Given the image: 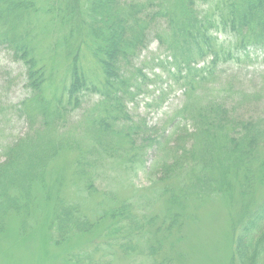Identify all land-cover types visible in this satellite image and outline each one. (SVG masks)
Segmentation results:
<instances>
[{
    "label": "trees",
    "instance_id": "trees-1",
    "mask_svg": "<svg viewBox=\"0 0 264 264\" xmlns=\"http://www.w3.org/2000/svg\"><path fill=\"white\" fill-rule=\"evenodd\" d=\"M45 1L0 0V47L25 67L28 91L17 104L0 100V123L8 111L27 125L15 139L0 140V232L11 214L21 217V231L27 232L40 194L52 196V165L63 153L75 152L74 182L107 195L114 206L90 218L78 205L60 203L55 245L110 221L102 240L71 252L67 264H115L120 256L174 264L167 242L185 226L189 202L224 194L242 199L234 216L232 264H264V198L256 203L264 187V108L255 107L261 95L231 93L228 87L230 97L216 86L221 76L229 85L234 77L219 71L220 64H236L251 51L264 50V0ZM42 11L68 26L61 37L68 48L69 83L55 99L46 94V67L32 41V19ZM152 39L165 47L158 64L175 66L184 94L163 124L172 129L166 136L158 125L131 114L128 105L147 78L131 66ZM84 45L102 71L96 82L82 62ZM149 148L157 150L149 172L162 184L163 215L140 212L131 200L117 203L115 193L102 187L113 162L137 168Z\"/></svg>",
    "mask_w": 264,
    "mask_h": 264
},
{
    "label": "rangeland",
    "instance_id": "rangeland-1",
    "mask_svg": "<svg viewBox=\"0 0 264 264\" xmlns=\"http://www.w3.org/2000/svg\"><path fill=\"white\" fill-rule=\"evenodd\" d=\"M45 2L41 0L43 5ZM31 27L36 56L40 64L46 67V94L50 99H55L64 93L63 87L69 83L68 48L61 37L63 31L68 30V26L42 11L33 16ZM225 37L221 36L223 40ZM82 49V62L86 72L91 81L96 82L100 80L102 73L100 66L86 45ZM164 49L156 39H152L148 47L134 60L131 69L141 68L147 78L143 81L135 100L128 105L131 114L146 118L149 126L158 125L159 132L166 136L172 129L170 124H163L176 108L180 107L184 94L175 66L167 65L165 68V64H158L163 63L161 60L165 57ZM249 54L246 60L242 56V59L236 62L237 65L230 62L220 64L219 71L227 70L228 73H233L234 77L229 81V85L225 81L228 77L221 76L216 86L230 97L228 87L232 89L231 93H238L239 89L245 92H259L261 99L255 107L260 109L264 108V50L251 51ZM167 60L172 62L170 57H167ZM25 83L26 69L23 64L13 60L11 54L0 47V100L4 104L20 103L28 95ZM90 103L91 99L86 105ZM3 117V122L0 123L1 141L9 142L26 131L25 121L12 117L8 111ZM74 120L76 119L72 118L70 123H75ZM146 154L142 156L143 163L137 164V168L131 167L125 161L113 162L105 172L106 178L102 187L107 192L115 193L117 203L131 200L140 212L163 215L165 201L160 196L162 184L157 181L158 174L152 175L149 172L154 158H157V150L149 148ZM0 159H3L1 153ZM75 159V152H65L52 165V172L48 177L52 196L47 199L44 193L40 194L39 209L30 218L31 224L27 232L21 231L20 216L11 214L8 217L5 230L0 232V264H67L66 259L71 252L86 249L102 240L104 229L110 223L109 219L101 222L93 232L70 236L59 245H55L54 238L52 239L54 214L63 200L78 205L90 218L107 210L109 204L114 206L107 195L86 191L80 182H74L72 173L76 168ZM256 196L258 204L264 198V187L258 189ZM205 201L189 202V215L185 226H182L179 232L175 231L168 244L166 243L169 246L166 248L169 254L167 257L173 259L174 264L234 262V236L238 231L234 216L236 210L242 206V199L238 194L232 199L224 194ZM115 264H149V261L144 256H120L116 258Z\"/></svg>",
    "mask_w": 264,
    "mask_h": 264
}]
</instances>
